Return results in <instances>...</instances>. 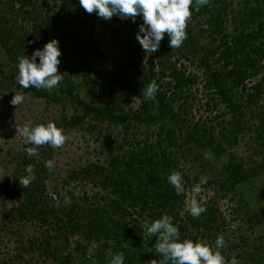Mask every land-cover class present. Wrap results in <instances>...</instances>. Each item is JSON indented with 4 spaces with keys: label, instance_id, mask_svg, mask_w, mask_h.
I'll return each instance as SVG.
<instances>
[{
    "label": "trees",
    "instance_id": "1",
    "mask_svg": "<svg viewBox=\"0 0 264 264\" xmlns=\"http://www.w3.org/2000/svg\"><path fill=\"white\" fill-rule=\"evenodd\" d=\"M58 1L55 7L44 5L43 0H0V47L13 65L8 70L0 67V79L47 102L70 101L75 113L62 116V127L69 130L87 124L95 140L103 143L104 159L72 169L65 181L72 188L57 192L58 203L52 200L50 205L42 177L45 163L26 154L12 181L5 184L9 196H17L19 205L13 216L43 227L44 238L36 249L43 259L61 264L77 260L85 264L90 246L97 264H109L112 255L120 252L125 264L159 261L154 248L157 237L147 236L144 224L164 214L173 217L181 240L204 242L206 235L217 237L227 226L218 194H222L218 199L231 201L235 197L231 195L237 194L239 209L247 208L249 200L242 186L264 171V157L250 167L227 154L245 131L254 132L264 150V0H209L199 11H192L187 38L179 48L169 46L166 33L159 49L149 54L136 39L142 15L135 22L118 16L105 20L86 12L79 0ZM120 27L126 29L120 32ZM98 28L112 33L119 56L102 77L105 85L100 86V71L93 73L89 67L83 73L87 94L99 88L109 90L110 99L95 104L75 92L82 85L73 76L83 70L86 61L108 57L102 50L104 40L96 35ZM53 39L62 51L58 70L63 79L58 90L21 88L15 79L17 57H31ZM153 80L159 85L156 99L145 100L142 90ZM124 92L139 101L136 109H125ZM197 92L207 93L208 112L220 110L205 125L189 117L198 101ZM215 121L221 128L219 136ZM156 124L158 129L152 131ZM110 127L118 130L109 132ZM201 150L226 160L222 178L204 185L216 192L214 198L201 202L196 197L206 211L194 218L184 211V205L199 181L191 178L192 168L196 163L204 168L208 165L200 160ZM31 162L36 179L26 189L19 179L26 175L22 163ZM172 171L182 174L186 194L176 195L169 184ZM84 185H92L95 191L89 195ZM65 197H71L70 205L65 204ZM245 217L249 228L262 226L264 230V206ZM73 238L77 241L71 246ZM220 251L224 253L223 248ZM255 254L245 255L252 264H261L260 259L250 257Z\"/></svg>",
    "mask_w": 264,
    "mask_h": 264
},
{
    "label": "rangeland",
    "instance_id": "2",
    "mask_svg": "<svg viewBox=\"0 0 264 264\" xmlns=\"http://www.w3.org/2000/svg\"><path fill=\"white\" fill-rule=\"evenodd\" d=\"M43 3L44 5H55V7L60 5L58 0H43ZM125 29L126 27H120L119 31L123 32ZM62 35L61 32L59 36L66 42V39ZM96 35L104 40L102 50L108 54V57L86 61L82 66L83 70L75 72L73 80L76 84L82 85L75 91L76 93L85 98L86 101L93 100L95 104H100L110 99L109 90L102 91L101 88H99L96 92L87 94L86 83L83 82V73L87 72L89 67L93 68V73H95V71H100L101 74L97 75L100 86L105 85V81L102 77L108 75L113 61L119 56L117 53L119 44H114L112 42V33L106 29L98 28ZM8 63L10 64L7 55L0 47V67L3 65L4 67L2 68L8 70L13 66ZM251 83L252 82H247L248 85ZM59 86L60 84L53 89L58 90ZM15 93L25 96L23 103L19 106L11 104V100ZM196 94L200 102L196 101L194 103V108L189 114V117L193 122H199L201 125H205L210 123V118L216 117L215 115H218L220 110L208 112L205 106L207 101L205 95H207V93L197 92ZM123 99L125 101L126 110L130 108L136 109L139 105V101L130 96L127 92L123 93ZM74 113V106L68 100L61 104L47 102L42 98L34 97L30 93H24L12 87L7 81L0 79V264H61L52 258L47 260L43 259L40 253L41 250L36 248L44 238V228L35 223L22 222L19 218L13 216L15 214V207L19 204L16 194L9 196L5 184L7 181L11 182L14 172L19 170L20 162L23 161L26 155L24 149L32 146L24 141L23 137L18 134L17 129V126L22 127L28 122H31V124L35 126L53 121L58 127L64 130V133L71 137L61 148L53 149L49 145L39 146V155L35 156L36 159L44 163L48 160L54 161L53 169L49 171L45 168L46 171L42 175L49 203L52 202V200L58 203L59 200L55 198L57 192L64 193L69 187L72 188V185L68 183L65 184L66 180L67 182L69 181L68 176L72 169L80 168L99 159H104V155L102 154L103 143L95 140L96 134L93 135L88 130L87 124L69 130L62 127V116H70ZM227 118H229V116H227ZM213 124L215 125V132L219 136L221 128L217 126L216 121ZM158 125L159 124L153 125L152 131H156ZM109 129V132L118 130H115L113 127ZM239 139L236 145L228 147L227 154L235 155L237 160L243 161L250 167H254L261 163L264 157V150L259 147L260 142L256 141L255 133L245 131ZM199 157L203 163H208V165L204 168L200 166L199 163H196L195 169L192 168L191 170V178L198 177L199 181L202 177L206 178V183L201 186L202 191L197 196L201 198V202H208L210 199L214 198L216 192L213 191L212 187L209 188L204 185H207L209 181L222 178L221 172L226 157L218 159V157L211 152H204L202 150L199 152ZM29 164L33 166L32 162L28 163V165ZM22 166L26 167L27 165L22 163ZM14 183L12 184L13 186ZM84 187L90 192L89 195L95 191L92 185H84ZM238 192L239 191H237V193ZM241 192L247 197V201L249 200L247 208L242 210L238 207L239 195H231V197L235 196L233 201L229 198L218 199L217 197L222 195L221 193L216 197L217 201L219 200V207L227 222V226L219 233V236H222L225 241L223 255L227 259H231L233 255H235L239 264H252V259L248 258L245 254L256 253L254 256L250 257L256 260L260 259L262 261L261 264H264L263 227L258 226L253 229L249 228V224L246 222L245 217L246 215H252L255 211L260 210L264 206V171L251 179L249 184L242 186ZM191 197L192 193L189 191L188 198L191 199ZM50 205L52 204L50 203ZM242 206L245 205L242 204ZM205 237L204 242L210 245L215 244L217 237L207 235ZM70 241V245L73 246L77 238H73ZM94 251V247L90 246L88 248V260L85 264H97L93 256ZM237 255H243V257L241 256L238 258ZM74 264H81V261L77 260Z\"/></svg>",
    "mask_w": 264,
    "mask_h": 264
},
{
    "label": "clouds",
    "instance_id": "3",
    "mask_svg": "<svg viewBox=\"0 0 264 264\" xmlns=\"http://www.w3.org/2000/svg\"><path fill=\"white\" fill-rule=\"evenodd\" d=\"M79 3L86 12H95L98 17L105 20L118 16L121 19L131 18L135 22V18L142 15L143 24L139 26L136 39L142 49L149 54L159 49L166 33L169 37V46L173 49L179 48L187 38L186 27L192 11H199L209 3V0H79ZM61 55L59 41L53 39L46 43L43 49L35 50L31 57L18 56L16 82L24 89L34 87L52 90L63 79V74L58 70ZM158 90L159 85L153 80L142 90L145 100H155ZM24 99V95L15 93L11 104L19 106ZM17 129L24 141L32 145L24 149L29 158L39 155V146L49 145L57 149L71 139L53 121L35 126L28 122L22 127L17 126ZM45 167L51 171L54 161H46ZM25 172L26 175L19 179V183L27 189L36 176L31 164L26 166ZM167 179L174 187L176 195L186 194L185 182L180 172L172 171ZM205 183L206 178L202 177L192 186L191 199L185 200L184 211L194 218L200 217L206 211L196 198ZM64 202L70 205L71 197H65ZM144 228L147 236L157 237L154 248L161 257L159 261L152 260L151 264H239L235 255L227 259L220 251L225 244L222 236H217L214 245L198 240H181L179 227L174 225L171 215L164 214L159 219L145 221ZM109 264H125L124 254L122 252L113 254Z\"/></svg>",
    "mask_w": 264,
    "mask_h": 264
}]
</instances>
